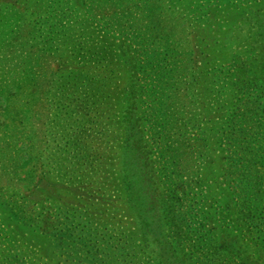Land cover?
<instances>
[{
  "label": "rangeland",
  "instance_id": "1",
  "mask_svg": "<svg viewBox=\"0 0 264 264\" xmlns=\"http://www.w3.org/2000/svg\"><path fill=\"white\" fill-rule=\"evenodd\" d=\"M261 31L264 0H0V264H57V225L105 264H264ZM129 39L169 53L166 89ZM133 172L154 210L129 203Z\"/></svg>",
  "mask_w": 264,
  "mask_h": 264
},
{
  "label": "trees",
  "instance_id": "2",
  "mask_svg": "<svg viewBox=\"0 0 264 264\" xmlns=\"http://www.w3.org/2000/svg\"><path fill=\"white\" fill-rule=\"evenodd\" d=\"M257 26H259V25H257ZM259 36H260V39L261 38L263 39L264 38V31H261ZM257 39H259V37ZM128 41H129L128 44L125 43L122 45H124L125 47L127 46L126 47L127 52L131 53L130 60L131 61L132 60H138L137 63L139 64V67H138L140 69V70L138 69L139 71H145L146 69L151 70V72L149 74L155 75L157 80H159V81H157V84L154 85L158 91L161 88L166 89V87H168V84L172 80L171 74L173 72V71H171L173 69V67H172L173 65L167 59L168 58L167 56L169 53L166 52V53H164V56H160L161 53L159 51H156L154 49L149 50L147 48H145V49L140 48V47L138 48L137 46L133 45L132 42H130L131 41L130 39ZM122 42H124V41H122ZM137 44H140V43H137ZM255 62H257V58L252 59V63H255ZM245 63H247V62L243 61L242 65L246 66ZM177 67H179V66H177ZM154 71H156V73ZM164 71L167 74H165ZM239 73L241 75V77H239V79L242 80L241 84H243V87H246L247 89L248 88H251V89L256 88L257 83L255 81V78L245 77V79H243V76L245 74L244 67L240 70ZM165 78H166V81H162V80H165ZM153 90L155 91L154 87H153ZM247 93H246V95H247L246 100H248V99L251 100V101H249L250 102L249 103L250 109L258 110L257 111L258 117H260L264 121V91L261 92L260 95L255 96L254 99L251 98L252 95H249ZM238 100L241 101L242 98H240ZM244 100H243V102L246 105V102ZM257 101H260V102L255 103ZM256 104H257V106H256ZM240 109L241 108L239 105L235 106L232 109V117L233 118L231 120L228 119L229 121L227 123V127L231 129L232 136L233 135L237 136V134L240 133V136L243 135V137H244V136H246V135H244L245 133L243 131H241L239 129V127L235 128V126H238L241 123V122L238 123L237 120L235 119L236 116L239 115ZM244 114H245V112H243L241 114V117H243V119L247 118V114H245V115ZM255 116L257 117V115H255ZM129 125L130 126L131 125L136 126V123L134 121L124 123L125 130L129 129ZM245 138L246 137H244L243 139H245ZM230 145H233V143L230 142ZM237 147L238 146H236V151L234 149L233 152L231 151L232 147L230 149H227L228 152H230V154H231L230 159L235 160L236 162H238V160L236 159V156H235V155H237L236 152L241 150V149L238 150ZM135 149H136V146H134V147L126 146L125 151H124V156H125V154L128 155L132 150H135ZM90 150H91L90 148H85L84 151H87L88 153L81 152L82 157L83 158L88 157L87 160H91L92 157H90V156H92L93 154H92V151H90ZM120 153H121V151L119 153H117V154L115 153V154L117 156V155H120ZM73 157L75 158V156H73ZM82 157L78 156V159H80ZM141 159H142L141 156L137 159V163H139V166L141 165V162H142ZM99 172L100 171H98V173ZM132 176L135 179L132 180V183H129V186H130V190H129V192H130L129 197L130 198H128L129 203L132 204L131 206L137 208L138 207L137 204H134V201L131 198L133 196L142 197V199L140 201L141 204L139 203L142 206V209L147 210V208H149L148 209L149 211L154 210L153 208L152 209L150 208L151 206H153V203L151 201H152V197L154 196V193L153 192L150 193L153 181L145 179V177H143V174H141L140 172L139 173L133 172ZM114 186L119 187L118 183H117V185L114 184ZM157 189L159 192V190H160L159 187ZM138 192H139V194H138ZM158 192L155 191V194H157ZM162 193L165 197H167L168 195L172 194V189L166 188L165 190L162 191ZM142 200H144V201H142ZM177 201H180V200L177 199ZM174 203L175 202H173V201L172 202L169 201V203H167V205H166V208L170 211L171 206H174ZM139 214L142 217L140 210H139ZM55 229L58 232V234H54L53 236L54 237L58 236V238H59L58 243H55V245H53V248L55 250L54 254L58 253L57 256H58V258H60L58 260L57 264H105V262L104 263H102V262L105 261L106 259L101 257L103 254L102 253L103 247H99V245H97L96 241L93 240L92 235H91L92 233H87L86 231H83V230L78 232L77 231L78 228H72L70 226L69 227L65 226L63 229H61V226L57 225L55 227ZM50 236L51 235L47 236V238L48 237L51 238ZM104 256H106V255H104ZM109 259H112V257H109ZM18 262H19V260H18ZM14 264H16V263H14ZM19 264H25V263L19 262Z\"/></svg>",
  "mask_w": 264,
  "mask_h": 264
}]
</instances>
